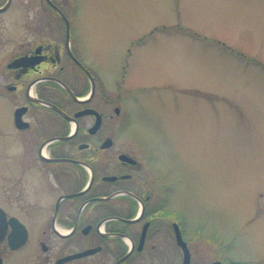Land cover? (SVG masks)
<instances>
[{"label": "flooded vegetation", "instance_id": "obj_1", "mask_svg": "<svg viewBox=\"0 0 264 264\" xmlns=\"http://www.w3.org/2000/svg\"><path fill=\"white\" fill-rule=\"evenodd\" d=\"M77 6L0 0V98L12 109L0 126L12 141L0 145V264L235 262L225 238L177 209L174 149L128 136L131 50L123 77L101 76ZM2 21L25 30L8 37Z\"/></svg>", "mask_w": 264, "mask_h": 264}, {"label": "rangeland", "instance_id": "obj_2", "mask_svg": "<svg viewBox=\"0 0 264 264\" xmlns=\"http://www.w3.org/2000/svg\"><path fill=\"white\" fill-rule=\"evenodd\" d=\"M77 3L99 74L114 81L126 67L128 136L174 149L177 209L225 238L227 264H264V0ZM6 24L8 37L25 30ZM11 113L0 98V126Z\"/></svg>", "mask_w": 264, "mask_h": 264}, {"label": "water", "instance_id": "obj_3", "mask_svg": "<svg viewBox=\"0 0 264 264\" xmlns=\"http://www.w3.org/2000/svg\"><path fill=\"white\" fill-rule=\"evenodd\" d=\"M3 209H1L0 208V237H2L1 235H2V233L4 232V228H3V226H1V225H4L5 224V221H4V213H3V211H2ZM2 219V220H1Z\"/></svg>", "mask_w": 264, "mask_h": 264}]
</instances>
